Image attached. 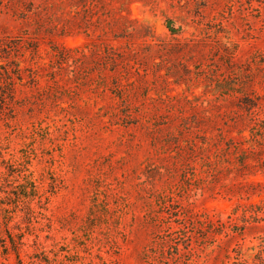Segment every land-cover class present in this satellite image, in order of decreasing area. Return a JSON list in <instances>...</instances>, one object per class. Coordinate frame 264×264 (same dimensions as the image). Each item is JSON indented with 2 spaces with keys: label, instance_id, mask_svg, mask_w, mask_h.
<instances>
[{
  "label": "rangeland",
  "instance_id": "1",
  "mask_svg": "<svg viewBox=\"0 0 264 264\" xmlns=\"http://www.w3.org/2000/svg\"><path fill=\"white\" fill-rule=\"evenodd\" d=\"M19 260L264 264V0H0Z\"/></svg>",
  "mask_w": 264,
  "mask_h": 264
},
{
  "label": "trees",
  "instance_id": "2",
  "mask_svg": "<svg viewBox=\"0 0 264 264\" xmlns=\"http://www.w3.org/2000/svg\"><path fill=\"white\" fill-rule=\"evenodd\" d=\"M29 184L31 185V190H30V192L28 193L27 191H26V187H24V192L22 193V195L24 196V197H28L29 195H35V193H36V190H35V185H34V183L33 182H29ZM11 239V243H12V247H13V249L15 250V251H17L18 250V244L16 243V241L13 239V238H10ZM18 252V251H17ZM47 261V264H50V262L48 261V260H46ZM19 264H22V262H21V260H19ZM36 264H42V263H36Z\"/></svg>",
  "mask_w": 264,
  "mask_h": 264
}]
</instances>
